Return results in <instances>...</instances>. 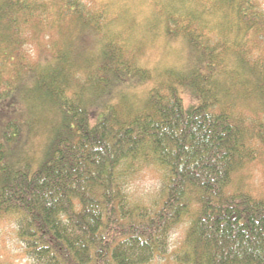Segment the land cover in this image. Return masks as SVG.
Masks as SVG:
<instances>
[{
    "label": "trees",
    "instance_id": "obj_1",
    "mask_svg": "<svg viewBox=\"0 0 264 264\" xmlns=\"http://www.w3.org/2000/svg\"><path fill=\"white\" fill-rule=\"evenodd\" d=\"M156 4L166 34L184 36L197 50L179 80L200 99L188 108L172 82L150 90L140 107L111 99L114 87L152 71L108 32L111 19L96 0H0V99L36 87L61 119L36 169L9 157L19 154L7 148L19 137L16 125V135L6 132L0 142V162L7 160L0 216L15 217L29 264H150L167 253L187 217L175 264H264V200L230 191L235 172L257 158L253 141L264 150L262 118L256 138L236 110L244 91L255 94L264 116V56L250 64L235 42L246 63L238 83L252 89L233 88L237 71L228 83L220 79L233 50L223 35L264 40V0ZM90 32L101 35L94 52L83 41ZM147 157L166 170L164 193L151 207L132 204L125 189L124 167Z\"/></svg>",
    "mask_w": 264,
    "mask_h": 264
},
{
    "label": "rangeland",
    "instance_id": "obj_2",
    "mask_svg": "<svg viewBox=\"0 0 264 264\" xmlns=\"http://www.w3.org/2000/svg\"><path fill=\"white\" fill-rule=\"evenodd\" d=\"M96 1L105 7L111 19L107 27L108 32L114 39H121L126 44L131 56L138 60L142 67L152 71L148 79L129 78L126 82L114 87L111 90V99L115 103L126 101V104L140 107L142 103H146L150 90L161 89L172 82L180 89L185 108L194 104L196 100L190 88L181 85L179 80L181 76H186L190 72L196 62L197 50L184 36L173 37L166 34L164 31L166 20L158 12L159 8L156 4L161 0ZM100 39L101 35L90 32L83 41L88 51L94 52ZM233 39L236 41L232 42ZM244 39L240 35L225 34L222 36V40L226 45H232L233 50L229 51L224 59L225 74L221 75L220 79L228 83L231 81V75H236L237 84L233 88L237 90L244 86L238 82L241 78L242 66L246 63L239 62L240 54L235 52V42L247 51L246 57L250 64L264 56V40L258 41L252 36L248 41ZM32 52L37 54L38 51L32 48ZM46 56H48L47 53L42 55V57ZM235 71L237 73L234 75ZM244 87L251 90L252 84H246ZM29 88L18 89L10 96L0 99V142H6V132L15 136L17 126L19 137L15 142L8 143L7 148L16 149L19 154L12 153L13 157L10 155L9 157L15 159L22 156L26 158L25 160L29 159L30 167L36 169L42 161V151L47 137L54 135L56 130L54 123L59 125L61 119L57 115L58 111L60 112L57 106L55 107L58 110L56 113L51 104L36 96V87L33 92ZM29 94L31 97L28 96ZM236 95L240 97L236 102V110L240 112L238 115L245 117L249 129L254 130L255 137L258 138L262 130L259 120L262 118L264 121V116L253 97L255 94L252 93L251 97H247L250 95L242 91ZM231 96L234 97V94L231 93ZM245 97L247 98L244 99ZM199 102L200 99L196 103ZM106 111L102 108L98 110L101 114ZM92 114L91 120L95 122L97 116L95 110ZM253 146L259 147L256 153L257 158L245 163L235 172L230 191H241L264 200V150L261 144L259 145V141H253ZM5 163L7 160L0 162L1 168H5ZM124 170L127 174L126 194L132 204L151 207V199L155 197L158 200L161 199L164 193L166 170L157 166L150 157L143 158L132 166L126 165ZM190 222V217H187L174 230L169 238L167 253L157 257L150 264H175V256L185 249V235ZM16 231V219L13 215L0 216V264H29V258L24 254L23 245L18 240Z\"/></svg>",
    "mask_w": 264,
    "mask_h": 264
}]
</instances>
